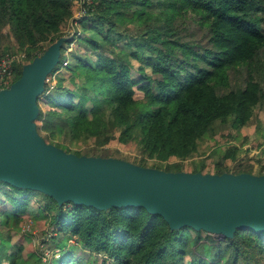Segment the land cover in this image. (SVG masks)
<instances>
[{"label":"trees","instance_id":"obj_1","mask_svg":"<svg viewBox=\"0 0 264 264\" xmlns=\"http://www.w3.org/2000/svg\"><path fill=\"white\" fill-rule=\"evenodd\" d=\"M75 1L0 0V60L9 52H25V62L13 63L11 83L21 76L25 63L64 35L62 27L73 15ZM86 10L80 30L62 44L49 73L52 76L61 66L64 74L45 84L37 97L45 109L39 103L35 123L46 142L83 155L68 148L90 140L99 145L135 140L142 158L166 162L163 170L172 171L171 163L199 155L217 129L238 130L256 122V109L264 105V0H91ZM189 12L195 16L194 29L201 33L198 40L176 24ZM148 29L152 32L147 38L138 33ZM45 41L47 46L36 50ZM67 55L70 60L65 63ZM132 58L140 62L137 68ZM137 88L143 92L141 98L135 97ZM212 153L218 156L214 174L253 173V163L240 157L235 144ZM227 160L242 162L231 170ZM193 172L205 173L200 166ZM256 174H264V164ZM32 195L45 199L50 236L59 240L69 235L80 242L93 253L86 258L88 264H98V254L104 257L99 262L113 264H264L263 230L236 228L224 238L206 235L205 243L188 234V229H200L172 227L144 206L102 209L59 203L40 190L0 181V197L10 204L7 210L16 222L29 211ZM2 211L0 216L8 222L9 214ZM21 252V247L2 249L0 264L3 256L8 264H17ZM75 260L72 250L61 247L58 256L43 264Z\"/></svg>","mask_w":264,"mask_h":264},{"label":"water","instance_id":"obj_2","mask_svg":"<svg viewBox=\"0 0 264 264\" xmlns=\"http://www.w3.org/2000/svg\"><path fill=\"white\" fill-rule=\"evenodd\" d=\"M66 38L24 64L21 76L0 89V181L40 190L59 203L144 206L172 227L188 225L221 238L236 228L264 231V174L166 171L77 155L46 142L34 121L37 97Z\"/></svg>","mask_w":264,"mask_h":264},{"label":"rangeland","instance_id":"obj_3","mask_svg":"<svg viewBox=\"0 0 264 264\" xmlns=\"http://www.w3.org/2000/svg\"><path fill=\"white\" fill-rule=\"evenodd\" d=\"M78 7L75 4L74 12L78 11ZM72 17V16H71ZM69 18L66 23L62 27V33L64 34L63 37H67L64 42H67L73 35L74 28L76 30H80V25L76 24L74 25L72 22V18ZM195 16L192 13H187L185 16L180 17L178 20H176V24L178 28H188L186 31V35L189 38L198 40L201 36L200 32H197L194 29V20ZM158 24H161L159 22ZM150 26V25H149ZM148 27V26H147ZM149 29L148 30H142L139 31V34H143L144 38H147L150 34ZM96 36V35H94ZM62 37V36H60ZM59 37V38H60ZM101 37V36H96ZM57 40V39H56ZM55 40V41H56ZM49 41H45L42 43H39L37 45L36 50H43ZM73 44V45H72ZM74 42L71 43L69 48L65 51V54H68L73 48ZM148 53L153 54L151 50L147 51ZM10 54H14L17 56V59L15 61L22 62L23 55L25 52L19 51V52H9ZM6 55V54H5ZM4 55V56H5ZM61 55V52H60ZM59 55V58H60ZM28 59H26L27 61ZM69 55H67V58L65 59V63L69 61ZM146 58H144L143 64L145 67L146 72H150L151 67L148 65V63L145 61ZM23 62H25L23 60ZM131 63L135 68L139 65V60L132 58ZM26 64V63H25ZM65 69L61 66H58L56 69V72L50 76H48L45 79L44 84H53L55 77H57L58 74H64ZM13 75H14V65H13ZM65 84H69V79L66 78ZM1 88H5L2 86ZM143 96V92L140 89H136L135 91V97L141 98ZM42 109H45L43 106V102H39ZM38 103V105H39ZM35 122H38L35 120ZM42 134L43 132L40 131ZM213 138H206V141L201 145L200 147V154L188 158L184 161H181L179 163H171L170 168H172V171H187V172H193L196 168L199 166L202 168L205 173H214L216 171L215 163L218 161V156L214 155V150H218L220 153L225 150L228 146H232L235 144L238 147V153L241 154V158L245 160H250V162L253 163V173L256 174L257 170L259 169V166L264 164V105L261 108L256 109V122L249 126H244L241 129H232V128H226V129H217L214 133ZM49 141H55L54 137H47ZM56 139V138H55ZM72 151H78L82 152L83 155L88 156H101V157H116L120 159H124L136 164L142 163L146 164V166L149 167H155L159 169L166 168V162H159L155 159H144L139 154V147L137 141L133 140L131 142H128L126 144L119 142L117 139L111 140L110 142H106L102 145H99L96 143V141L90 140L87 142H77L72 143L70 145V148H68ZM88 153V154H86ZM210 159H207L210 157ZM202 160H204V164ZM139 163H137V162ZM227 160L226 166H229L230 169H234L238 162ZM242 162V161H241ZM45 205V199L37 196L32 195L30 197V201L28 203L29 211L26 214L20 215V221L16 222L15 218L13 216V212L7 210L11 209L10 204L4 199L0 197V210L3 214H9V220L6 222L5 216H0V251L2 249L6 250L8 249L9 252H12L14 250H17L19 247L22 248L21 256L17 260V264H34L35 259L40 264H43L44 262H49L51 258L56 257L60 254V248L66 247L67 250H72V253L75 255L76 260L71 264H88L86 258L88 257L90 251H88L85 248H82V245L80 242H76L74 239L70 238L69 235H65L61 239L57 240L52 238L50 236L53 233L49 232V227L46 225V221L44 218V209ZM46 234V240H42L41 237L45 236ZM188 234L192 236L193 234H196L200 238H203V242L208 243V240H206V235H211L213 237H219L218 234L214 232H210L208 230L200 229L197 232L192 233L188 229ZM192 234V235H191ZM55 237V236H54ZM193 238V236H192ZM210 242V241H209ZM197 246H199V242L196 243ZM6 246V247H5ZM197 251V247L194 249ZM64 257L67 254H63ZM104 259L102 254L97 255L98 264H113L112 261L106 260L104 262H99L100 260ZM2 260L4 264H8V259L3 256Z\"/></svg>","mask_w":264,"mask_h":264},{"label":"built area","instance_id":"obj_4","mask_svg":"<svg viewBox=\"0 0 264 264\" xmlns=\"http://www.w3.org/2000/svg\"><path fill=\"white\" fill-rule=\"evenodd\" d=\"M91 0H76L75 4L79 8L78 11L73 12L72 22L74 25L79 24L80 18L86 14V4L90 3ZM76 32L74 28L73 35ZM72 35V36H73ZM17 59L14 54L7 53L0 60V84L4 87H9L11 84V77L13 75V63Z\"/></svg>","mask_w":264,"mask_h":264}]
</instances>
